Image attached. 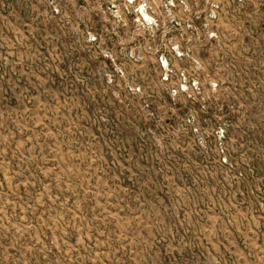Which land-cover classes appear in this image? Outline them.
<instances>
[{"label": "rangeland", "instance_id": "1", "mask_svg": "<svg viewBox=\"0 0 264 264\" xmlns=\"http://www.w3.org/2000/svg\"><path fill=\"white\" fill-rule=\"evenodd\" d=\"M0 264H264V0H0Z\"/></svg>", "mask_w": 264, "mask_h": 264}]
</instances>
